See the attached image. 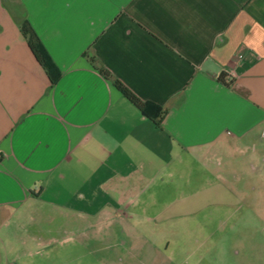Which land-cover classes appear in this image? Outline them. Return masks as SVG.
Masks as SVG:
<instances>
[{
    "label": "crops",
    "instance_id": "1",
    "mask_svg": "<svg viewBox=\"0 0 264 264\" xmlns=\"http://www.w3.org/2000/svg\"><path fill=\"white\" fill-rule=\"evenodd\" d=\"M263 209L264 0H0V264H130L105 254L155 244L108 227Z\"/></svg>",
    "mask_w": 264,
    "mask_h": 264
},
{
    "label": "rangeland",
    "instance_id": "2",
    "mask_svg": "<svg viewBox=\"0 0 264 264\" xmlns=\"http://www.w3.org/2000/svg\"><path fill=\"white\" fill-rule=\"evenodd\" d=\"M195 203L193 210L198 211L205 201L198 199ZM175 211L181 212V208H176ZM245 211V207L240 208L238 214ZM206 213L200 216L204 217ZM247 214L246 222L236 224L202 222L200 217H191L189 220L179 217L163 223L142 225L134 221L115 224L105 229V238L108 232L116 234L121 228L127 230L133 227L136 236L142 238L138 242L150 238L156 248L149 254L146 252L148 249L140 252L134 246L118 250L111 247L113 250L105 254V261L114 262L116 255L122 253L130 264H136V261L144 264L146 261L149 264H182L185 259L183 254L193 252L195 255L191 257V264H264V213L263 218L254 210L253 214ZM81 248L78 246V249ZM199 257L202 260L196 263L195 259ZM85 260L89 261L90 257H84L83 261Z\"/></svg>",
    "mask_w": 264,
    "mask_h": 264
},
{
    "label": "trees",
    "instance_id": "3",
    "mask_svg": "<svg viewBox=\"0 0 264 264\" xmlns=\"http://www.w3.org/2000/svg\"><path fill=\"white\" fill-rule=\"evenodd\" d=\"M21 32L24 38L27 40L30 49L35 55L38 62L45 68L47 74L51 76L52 69L57 70L56 65L53 63L49 53L44 47L43 43L39 39L38 35L30 25L28 21H24L21 24ZM89 61L97 68V70L107 79L112 81L115 87L131 102L133 103L143 114H145L147 103L142 101L135 93H133L128 87H126L119 79L114 77L95 57H89ZM51 79H54L51 76ZM166 111L157 109L156 114L153 116L155 123L160 126Z\"/></svg>",
    "mask_w": 264,
    "mask_h": 264
}]
</instances>
